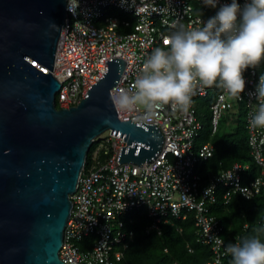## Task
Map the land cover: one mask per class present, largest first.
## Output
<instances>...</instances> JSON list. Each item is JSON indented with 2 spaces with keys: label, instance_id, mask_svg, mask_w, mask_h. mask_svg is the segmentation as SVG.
<instances>
[{
  "label": "built area",
  "instance_id": "obj_1",
  "mask_svg": "<svg viewBox=\"0 0 264 264\" xmlns=\"http://www.w3.org/2000/svg\"><path fill=\"white\" fill-rule=\"evenodd\" d=\"M237 2L243 8L250 0ZM230 3L231 0H217L213 8L203 0H78L79 6L73 14L68 11V0V14L53 69L62 83L57 93L58 107L77 105L87 97L91 85L106 72L111 57L127 60L111 94L116 88L130 89L153 50L157 47L169 50L164 44L166 37L181 28H201L221 6ZM111 7L121 8L133 17L109 14L107 10ZM260 66L261 63L244 71L246 83L241 98L221 89L211 104L214 134L219 130L222 116L235 107L236 101L246 103L248 144L257 175L246 181L252 166L236 161L204 180L200 166L214 156L216 146L207 140L196 147V138L205 127L198 108L191 103L185 112L179 108L173 110L171 104L165 105L151 119L165 136L162 149L152 162L143 165L120 162L121 148L128 141L112 130L104 142L96 137L92 162L88 167L86 162L78 188L71 195L73 209L65 228L61 258L70 264H123L125 250L135 234L123 215L146 207L153 218L149 230L158 229L171 218L186 219L193 213L197 241L210 245L212 250L206 264H232V257L225 253L229 243L224 235L225 226L212 213V206L221 192L229 202L235 195L252 199L264 191V128L251 124L258 107L254 93L262 74ZM212 87L197 82L192 97L207 96ZM117 112L124 121L141 117L145 109L140 106L132 112ZM248 228L249 224L245 223L243 232L236 234L231 242L247 238ZM86 236H94L93 243L82 249L77 241ZM220 239L223 244L218 243ZM189 250L193 251V247L189 246Z\"/></svg>",
  "mask_w": 264,
  "mask_h": 264
},
{
  "label": "water",
  "instance_id": "obj_2",
  "mask_svg": "<svg viewBox=\"0 0 264 264\" xmlns=\"http://www.w3.org/2000/svg\"><path fill=\"white\" fill-rule=\"evenodd\" d=\"M68 0H0V264H70L65 228L96 137H124L119 161L152 162L165 136L156 123L121 120L111 100L127 65L108 58L77 105L58 107L54 75Z\"/></svg>",
  "mask_w": 264,
  "mask_h": 264
},
{
  "label": "clouds",
  "instance_id": "obj_3",
  "mask_svg": "<svg viewBox=\"0 0 264 264\" xmlns=\"http://www.w3.org/2000/svg\"><path fill=\"white\" fill-rule=\"evenodd\" d=\"M203 2L213 8L217 4V0ZM78 6V0H69L68 11L75 14ZM202 24L201 28H181L166 37L164 44L169 50L155 48L130 89H113L111 100L118 111L132 112L142 106L145 113L139 119L149 123L165 105L187 112L197 82L241 98L244 71L255 69L264 60V0H250L243 8L231 0ZM254 95L258 107L251 124L264 128V73ZM218 243L224 242L220 239ZM225 253L232 257V264H264V242L258 236L229 242Z\"/></svg>",
  "mask_w": 264,
  "mask_h": 264
},
{
  "label": "trees",
  "instance_id": "obj_4",
  "mask_svg": "<svg viewBox=\"0 0 264 264\" xmlns=\"http://www.w3.org/2000/svg\"><path fill=\"white\" fill-rule=\"evenodd\" d=\"M262 67L261 64L260 70L263 73ZM209 95L210 92L207 96ZM240 131L241 127L238 125L235 131L215 143L214 156L200 166L204 180L214 172L227 168L236 161L242 162L249 156L248 135L247 140L246 137L242 139ZM95 147L93 145L89 152L87 167L92 162ZM251 166L246 181L258 173L254 162ZM214 209L217 212L215 215L225 226L224 235L228 242L236 234L243 232L245 223L249 224L247 237L258 236L264 242V191L252 199L235 195L229 202H226L221 192L218 202L212 206V211ZM126 220L135 234L125 250L123 264H206L212 256L210 245L197 241L193 213L186 219L171 218V221L162 222L158 229L152 230L149 227L153 218L146 207L133 210V214ZM93 239L94 236L90 237L91 244ZM189 246L193 247V251L189 250Z\"/></svg>",
  "mask_w": 264,
  "mask_h": 264
},
{
  "label": "rangeland",
  "instance_id": "obj_5",
  "mask_svg": "<svg viewBox=\"0 0 264 264\" xmlns=\"http://www.w3.org/2000/svg\"><path fill=\"white\" fill-rule=\"evenodd\" d=\"M109 14L117 15L121 18H132L133 16L126 11H124L121 8L118 7H111L108 10ZM126 30H129L127 28ZM263 73H264V60L261 61ZM220 88H217L213 86L210 90L209 96H202V95H196L192 97V103L198 108V116L202 122H204L205 127L200 132V135L196 138V147H200L205 141L211 140L214 143H218V140L223 136H228L232 131H235L237 126L240 125L241 131H240V138H245L247 140V135L249 134L248 128H247V106L245 102L236 101L235 107L230 111L224 114L220 120L219 130L217 134L211 133V104L216 100L217 94L220 91ZM211 133V134H210ZM110 135V131L107 130L103 132L99 139L101 141H105L106 137ZM95 143L94 145H96ZM245 164H251L254 162L251 150L249 149V156L246 159L242 160ZM212 213L216 214L217 212L215 209L212 211ZM133 214V210L131 212L125 213L123 215V218L127 219L128 216ZM90 237L92 236H86L82 240H78L77 244L82 249H87L91 245Z\"/></svg>",
  "mask_w": 264,
  "mask_h": 264
}]
</instances>
